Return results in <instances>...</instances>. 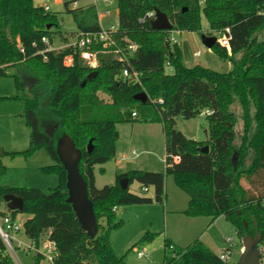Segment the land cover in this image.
Masks as SVG:
<instances>
[{
	"label": "trees",
	"instance_id": "1",
	"mask_svg": "<svg viewBox=\"0 0 264 264\" xmlns=\"http://www.w3.org/2000/svg\"><path fill=\"white\" fill-rule=\"evenodd\" d=\"M70 2L64 4L76 21L75 35L101 30L94 3L69 8ZM117 8V41L122 47L134 42L138 48L127 61H121L98 44V65L92 67L78 54L73 64L66 65L64 56L72 48H50L55 33L70 41L55 12L35 5L33 0H0V75H6L8 67H16L17 87L28 86L31 93L26 99L25 116L31 133L25 152L44 147L54 163L43 170L59 177L50 192L32 186L0 185V202H5L7 193L20 196L24 202L23 209L0 214L15 221L19 212L28 213L23 223L25 235L37 247L47 238L54 240L58 252L55 264H127L110 242L112 230L122 225L114 222L115 209L123 204L163 202L166 179L172 175L188 195L183 210L186 215L212 220L224 215L241 239L248 233L262 234L260 264H264V36L257 35L264 28V0H118ZM156 9L165 12L172 30L178 31L201 32L205 17L208 35H227L229 47L217 41L212 49L231 61V69L219 72L186 65L179 44H170L171 30L151 27ZM125 68L138 72L139 80L124 77ZM92 72L96 75L88 79ZM100 91L108 94L110 101L101 98ZM142 91L148 95L146 102L134 98ZM236 103L239 113L232 108ZM205 110L211 111L206 115V140L188 138L176 127L178 117H196ZM240 121L243 129L238 133ZM121 122L162 124L165 169H131L118 174L114 183L98 187L96 165L116 157L117 124ZM47 123L55 128L52 135ZM63 133L82 150L80 171L88 183L99 227L94 237L87 234L66 201L67 172L56 150L57 138ZM90 139L93 149L88 152ZM205 145L207 152L200 150ZM124 177L129 179L127 188L120 184ZM134 181L142 188L152 186L154 197L131 191ZM150 237L146 233L140 243ZM164 245L163 264H231L222 261L200 238L184 248L169 238ZM32 254V264H44L40 253ZM0 264H15L1 235Z\"/></svg>",
	"mask_w": 264,
	"mask_h": 264
},
{
	"label": "rangeland",
	"instance_id": "2",
	"mask_svg": "<svg viewBox=\"0 0 264 264\" xmlns=\"http://www.w3.org/2000/svg\"><path fill=\"white\" fill-rule=\"evenodd\" d=\"M37 6L48 4L50 11L55 12L60 22V29L68 34V40L75 37L77 24L64 4L71 1L69 8H73V0H33ZM78 6L94 3L97 8L99 23L103 28L118 25V0H77ZM208 22L202 18V31L171 30V46L177 42L181 48L183 61L188 66L202 65L219 72L231 69V61L222 58L212 48H208L202 41V34L208 33ZM218 39L222 34H213ZM259 37L264 36V28L258 31ZM115 38L118 40L117 36ZM66 43L58 33L53 35L52 47L56 48ZM199 52V55L197 53ZM170 69L168 68V71ZM16 67H8L6 75H0V185L13 187L32 186L50 192L59 183L58 174L43 170L54 160L48 151L42 147L32 152H25L30 146L31 129L27 124L25 111L26 99L31 96L29 87L18 88L14 74ZM35 80L33 79V82ZM99 96L110 101L108 94L100 91ZM239 113L238 104L233 107ZM176 127L188 138L204 141L208 137V120L201 112L192 118L178 117ZM53 128L52 123L46 124V129ZM119 138L116 142V157L96 168L104 167L105 171L97 174L98 187L115 182L114 173L121 169H142L164 171L165 169V140L161 123L147 122H121L117 124ZM243 123L237 126L241 133ZM239 141V140H238ZM237 141V142H238ZM134 151V152H133ZM123 155H125L123 157ZM119 164H116L117 161ZM247 185L245 178L242 179ZM130 190L146 197H154V188L143 190L141 183L134 181ZM166 195L163 202L153 201L144 204H123L115 209L114 222H122L119 228L112 230L110 242L118 256H125L127 264H163L165 256V239L170 238L178 247H186L199 237L213 252L220 255L226 246V239L232 237L231 260L234 264L242 250L241 237L238 236L233 223L224 215L219 216L210 226L208 216H188L183 210L187 206L188 195L180 189L172 175L166 179ZM9 210L5 202H0V211ZM29 214L19 212L15 219L16 230L12 231V245L14 252L8 247L15 264H32L34 256L32 251L26 252L23 247L29 245L31 240L25 235L23 223ZM3 216L0 214V221ZM106 224L105 221H100ZM150 233L149 240L140 243V239ZM261 246V243H260ZM145 248L147 255L139 258L137 249Z\"/></svg>",
	"mask_w": 264,
	"mask_h": 264
},
{
	"label": "water",
	"instance_id": "3",
	"mask_svg": "<svg viewBox=\"0 0 264 264\" xmlns=\"http://www.w3.org/2000/svg\"><path fill=\"white\" fill-rule=\"evenodd\" d=\"M50 27V26H48ZM151 27L155 30H172L173 25L170 22L168 15L159 10H155V18L151 21ZM203 43L212 48L218 41V38L214 35L202 34ZM96 75V72H92L88 75V79H92ZM86 81L82 85H85ZM134 98L141 102H146L148 95L145 91L139 92L134 95ZM55 128L49 130V134L54 133ZM93 149V140L90 139L87 145V151L91 152ZM56 150L58 157L67 172V192L68 196L66 201L69 202L79 220L81 226L87 232L88 235L94 237L99 232L98 221L94 211L93 202L89 197L88 183L80 171V161L82 158V150L78 148L74 140L67 133H63L57 138ZM201 151L207 152L209 150L208 145L200 147ZM1 153V151H0ZM237 157L235 156V161ZM122 188H127L129 185L128 177H124L120 180ZM4 201L6 206L10 210L23 209V199L16 195L7 193L4 195ZM263 239L262 234L253 236L246 234L242 237V250L234 264H260L261 261V248L260 243Z\"/></svg>",
	"mask_w": 264,
	"mask_h": 264
},
{
	"label": "built area",
	"instance_id": "4",
	"mask_svg": "<svg viewBox=\"0 0 264 264\" xmlns=\"http://www.w3.org/2000/svg\"><path fill=\"white\" fill-rule=\"evenodd\" d=\"M106 2H110V0H106ZM73 5L74 7H78L77 0H73ZM43 7L45 10H50V6L48 4L44 5ZM117 30L118 25H113L109 28L101 27V30L99 32L77 33L72 40L66 42L65 44L56 48H53L51 44L50 48L56 51H63L66 48H72V52L64 56L63 61L66 65L73 64L75 54H78L82 59L86 60L90 66L96 67L98 65L99 49H95V46H97L98 44H101L102 48H104L105 51L114 53L119 60L127 61L128 56L133 55L136 52L138 46L134 42H128L126 47H122L115 38ZM226 31H229V28H226ZM42 39L45 42L49 43V39L46 36L42 37ZM218 41L221 44L229 47V39L227 35H223V37L221 39H218ZM197 55H199V52L197 53ZM167 66L169 67V62H167ZM123 76L131 77L134 80H139L140 77L138 72H131L128 68H125L123 70ZM210 113V110L203 111V114L205 115ZM135 115L136 112L133 113V116ZM143 190L148 191V188L143 187ZM16 229L17 227L15 226V221H12L11 217L8 214L4 215L2 222L0 221V235L7 247L12 250V252H14L15 248L12 245L13 236L11 232ZM226 242L228 244V247L224 248L219 256L222 261L230 262L232 254V249L230 246L232 243V237H228L226 239ZM23 249L26 252L32 250L40 253L43 256L42 260L44 264H55V258L58 255L56 242L48 238L43 241L40 247L35 246L31 242L29 245H25ZM147 254V250L144 247L142 249H137V256L139 258L144 257ZM18 264L21 263L18 261Z\"/></svg>",
	"mask_w": 264,
	"mask_h": 264
},
{
	"label": "crops",
	"instance_id": "5",
	"mask_svg": "<svg viewBox=\"0 0 264 264\" xmlns=\"http://www.w3.org/2000/svg\"><path fill=\"white\" fill-rule=\"evenodd\" d=\"M132 124H134V123H132ZM165 140V139H164ZM116 153H117V150H116ZM125 155H123V157H124ZM120 163V161L118 160L117 161V163L116 164H119ZM98 169H99V173L101 174L102 173V171H101V169L103 170V171H105L106 170V168H104V167H100V168H95V183H96V186H98V183H97V181H98V179H97V174H96V172L98 171ZM117 169H119V168H116V170ZM133 169V168H132ZM115 170V173H114V180H116V176L118 175V174H120V173H124V172H127V171H129V170H131V169H129V170H124V169H121L122 171H120V172H117ZM154 171V170H153ZM131 186V185H130ZM149 190V189H148ZM188 203V202H187ZM217 219V218H216ZM216 219H214V220H212L211 218H210V220H209V226L216 220ZM231 237V236H230ZM197 238H199V237H197ZM170 239V238H169ZM171 240V239H170ZM232 240H233V238H232ZM172 241V240H171ZM173 242V241H172ZM174 243V242H173ZM175 244V243H174ZM176 245V244H175ZM177 246V245H176ZM226 247H228V244H226V246L224 247V248H226Z\"/></svg>",
	"mask_w": 264,
	"mask_h": 264
},
{
	"label": "flooded vegetation",
	"instance_id": "6",
	"mask_svg": "<svg viewBox=\"0 0 264 264\" xmlns=\"http://www.w3.org/2000/svg\"><path fill=\"white\" fill-rule=\"evenodd\" d=\"M48 131H49V129H48Z\"/></svg>",
	"mask_w": 264,
	"mask_h": 264
}]
</instances>
